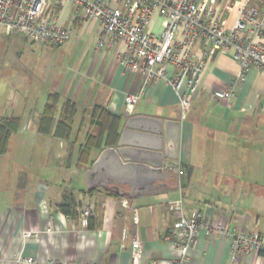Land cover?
<instances>
[{
	"label": "crops",
	"instance_id": "obj_1",
	"mask_svg": "<svg viewBox=\"0 0 264 264\" xmlns=\"http://www.w3.org/2000/svg\"><path fill=\"white\" fill-rule=\"evenodd\" d=\"M242 4L236 1L233 10L224 13L228 27ZM252 5L264 18V0H253ZM54 13L61 27L80 31L72 37H78V47L84 46V37L93 36L82 50L84 64L70 85L74 91L65 94L66 98L60 94L56 119L65 99L77 104L78 113L69 142L39 133L40 114L12 136L7 153L0 155V264H26V260L131 264L134 241L140 243L142 264H175L181 255L171 233L179 215L174 203L179 200L186 216L202 213L215 228L226 225L231 232L264 239V75L252 68L245 80L238 82L239 63L232 53L218 52L207 61L182 121L178 98L169 85L159 81L143 87L141 72L125 71L120 65L121 46L97 49L98 23L82 22L68 3L59 5ZM162 28L163 20L155 17L152 31L160 33ZM44 47L49 46L41 49ZM228 89L234 90L230 100L215 98L217 92ZM139 93L141 99L129 113L124 99ZM94 106L120 116L119 137L133 117L164 123V180L145 177L140 171L131 179L127 172H117L119 169L111 166L108 180L112 183L92 188L96 190L92 194L83 193L91 190L86 171L105 150L93 152V162L86 169H76L79 145L91 131ZM152 156L153 163L159 160ZM178 165L185 175L191 169L189 181L181 187L175 173L166 170ZM66 192L74 195L75 216L59 211ZM88 208L94 212L83 218L82 212ZM231 242L220 234L202 232L184 264H264L263 254L233 256Z\"/></svg>",
	"mask_w": 264,
	"mask_h": 264
},
{
	"label": "built area",
	"instance_id": "obj_2",
	"mask_svg": "<svg viewBox=\"0 0 264 264\" xmlns=\"http://www.w3.org/2000/svg\"><path fill=\"white\" fill-rule=\"evenodd\" d=\"M0 0V34L16 33L41 46L60 47L74 35L73 28L61 27L55 19L59 5L70 4L80 20L100 25L97 49L121 46L118 59L123 69L141 72L143 87L151 82L164 81L176 94L184 121L197 93L207 61L218 52L232 53L241 67L238 82L255 68L264 75V18L252 5L253 0ZM241 1L236 18L228 27L224 13L233 10ZM45 7L47 10L44 12ZM155 17L163 20L160 33L152 31ZM197 48V50H195ZM142 93L127 95L126 110L131 113ZM234 90L217 92L218 100H230ZM175 173L179 187L186 180L181 166L166 167ZM179 215L171 233L174 247L180 252L175 264H184L196 247L200 233H214L231 238L233 256L264 253V239L260 235L236 233L226 225L215 228L202 213L186 216L182 201L174 203ZM93 209L82 212L90 218ZM140 243L134 241L131 264H142ZM234 263L236 257L233 258ZM26 264H40L26 260ZM44 264H82L78 262ZM102 264V263H91ZM147 264H158L155 262Z\"/></svg>",
	"mask_w": 264,
	"mask_h": 264
},
{
	"label": "rangeland",
	"instance_id": "obj_3",
	"mask_svg": "<svg viewBox=\"0 0 264 264\" xmlns=\"http://www.w3.org/2000/svg\"><path fill=\"white\" fill-rule=\"evenodd\" d=\"M46 10L45 7L44 12ZM75 32L78 35L80 33L77 30ZM92 37H84L83 45ZM77 38H72L60 47H44L42 50L41 46L31 44L22 35L12 33L8 37L0 34V120L12 116L18 118L21 132L30 118L42 114L50 93L58 92L66 98L65 94L74 91L71 82H76L77 73L84 64V46H77ZM43 73L44 79L41 77ZM58 76H62V79H58ZM79 123L80 119L75 129ZM52 156L54 160V153Z\"/></svg>",
	"mask_w": 264,
	"mask_h": 264
},
{
	"label": "trees",
	"instance_id": "obj_4",
	"mask_svg": "<svg viewBox=\"0 0 264 264\" xmlns=\"http://www.w3.org/2000/svg\"><path fill=\"white\" fill-rule=\"evenodd\" d=\"M61 101L62 97L59 93L54 92L48 95L38 129L42 135H51L55 139L69 142L78 113V106L73 100L65 99L60 109V117L56 119ZM120 121V116L112 114L103 106L92 108L91 131L79 145L76 169H86L93 162L91 160L93 152H101L106 148L116 146L119 138ZM19 129L18 118L11 117L0 120V155L7 153L10 140ZM78 136L77 140L79 139ZM95 191V189H91L86 192L83 191V193L92 194ZM76 207L74 195L71 192H66L62 197V203L59 205V211L67 216H75ZM260 254L264 255V253Z\"/></svg>",
	"mask_w": 264,
	"mask_h": 264
},
{
	"label": "water",
	"instance_id": "obj_5",
	"mask_svg": "<svg viewBox=\"0 0 264 264\" xmlns=\"http://www.w3.org/2000/svg\"><path fill=\"white\" fill-rule=\"evenodd\" d=\"M163 133L164 123L161 121L144 116L130 118L126 123L125 130L120 134L116 147L105 149L92 168L86 171L88 189L112 183L108 180L109 173L112 171L111 166L119 169L116 170L117 172H127L131 179L136 171H140L146 174L145 177L153 176L154 179L164 180L167 175L161 168L164 157ZM152 154L159 159L155 163H153ZM132 155L140 156L136 160L127 159V156ZM125 161L128 163H124ZM190 176L191 169L186 173L187 181Z\"/></svg>",
	"mask_w": 264,
	"mask_h": 264
}]
</instances>
